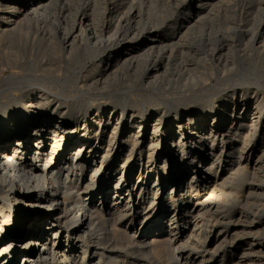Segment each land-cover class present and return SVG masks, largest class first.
<instances>
[{
	"label": "bare ground",
	"instance_id": "obj_1",
	"mask_svg": "<svg viewBox=\"0 0 264 264\" xmlns=\"http://www.w3.org/2000/svg\"><path fill=\"white\" fill-rule=\"evenodd\" d=\"M239 3L0 0V264H264V87L226 78L264 62V0Z\"/></svg>",
	"mask_w": 264,
	"mask_h": 264
},
{
	"label": "rangeland",
	"instance_id": "obj_2",
	"mask_svg": "<svg viewBox=\"0 0 264 264\" xmlns=\"http://www.w3.org/2000/svg\"><path fill=\"white\" fill-rule=\"evenodd\" d=\"M239 0H237V2H238ZM254 3H253V2ZM263 1V0H262ZM260 2H261V0L259 1V0H257V1H254V0H251V1H247V0H240V6H242L244 3H250V9L253 11H251L250 9V11H246V13H248L247 15H252L253 16V14L255 13H257L256 12V10L257 9H259L258 8V5L260 4ZM259 3V4H258ZM149 4V3H148ZM256 4H258V5H256ZM147 8L149 7L147 4L145 5ZM155 7H157V6H155ZM159 8H160V6H158ZM257 7V8H256ZM260 7V6H259ZM158 8V9H159ZM254 8H256V10L254 9ZM253 13V14H252ZM254 14V15H255ZM172 15V14H171ZM174 15V16H173ZM172 16H171V18H177L178 16H180V13H178L177 11H175L174 12V14H173ZM239 15L241 16V13H239ZM153 16H155V15H153ZM157 16V15H156ZM240 16H238V19H240ZM251 16V17H252ZM237 19V20H238ZM236 23L238 22V21H235ZM234 22V23H235ZM257 56V57H256ZM261 56H264L263 54H261L260 52H258V51H253V53H252V58L254 59L255 57L256 58H260ZM243 67V68H242ZM235 67H233L232 68V70H231V72H229L228 73V75L229 76H225L226 78H232V79H240V78H243V77H250V79H251V81L253 82V84H254V86H257L258 88H259V91H262V88L264 87V85L263 84H260L259 85V83L258 82H255L254 80L255 79H253V77L254 76H258V75H261V76H263L264 75V62H263V60L262 61H260V62H258V63H253L252 65H249V66H247V68L246 67H244L241 63H239V65H238V67H236L235 69H234ZM239 69V70H238ZM242 69V70H241ZM255 69H256V71L258 72H256V74H255ZM244 70V71H243ZM8 71H10L9 69L8 70H6V73L5 74H7V73H9ZM236 71V72H235ZM248 71V72H247ZM254 71V72H253ZM29 73H33V72H31V71H28ZM240 72H242V73H240ZM249 73V74H248ZM261 73H263V74H261ZM240 74H241V76H240ZM255 74V75H254ZM238 76H240V77H238ZM253 76V77H252ZM218 76H216L215 78H214V80L213 81H217V78ZM252 82H250V83H252ZM255 82V83H254ZM224 83H226V81L224 82ZM256 83H258V84H256ZM263 85V86H262ZM256 147H257V149H258V146L257 145H255ZM244 199H245V191H240L239 193H237L236 194V196L234 197V198H232V200L229 202V206H230V209L231 210H234V209H237L238 207H240L241 205H242V203H244L243 201H244ZM252 206H254L255 207V205L253 204H250V205H247L246 206V208H248V209H250ZM78 210V209H77ZM78 215H79V213H77ZM76 214V215H77ZM125 227L127 228V226L125 225ZM160 261L159 262H151V261H149V264H169V262L166 260V258L165 257H160ZM166 260V261H165ZM143 260L141 259H139V260H136L135 261V263L134 264H140L141 262H142ZM148 263V262H147ZM215 264H219V261H216L215 262Z\"/></svg>",
	"mask_w": 264,
	"mask_h": 264
},
{
	"label": "built area",
	"instance_id": "obj_3",
	"mask_svg": "<svg viewBox=\"0 0 264 264\" xmlns=\"http://www.w3.org/2000/svg\"><path fill=\"white\" fill-rule=\"evenodd\" d=\"M87 210V209H86Z\"/></svg>",
	"mask_w": 264,
	"mask_h": 264
}]
</instances>
